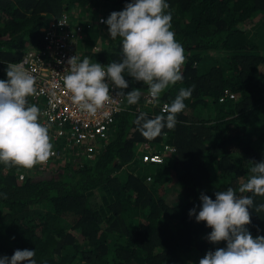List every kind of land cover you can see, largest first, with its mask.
<instances>
[{"label": "trees", "instance_id": "obj_1", "mask_svg": "<svg viewBox=\"0 0 264 264\" xmlns=\"http://www.w3.org/2000/svg\"><path fill=\"white\" fill-rule=\"evenodd\" d=\"M131 2L0 0V80H7V64L42 44L51 19L76 8L79 17L91 16L79 45L100 44L93 57L104 66L119 62L121 38L112 39L99 16L106 21ZM167 3L186 61L183 81L159 101L170 104L180 88L195 87L175 129L149 141L174 144L176 151L161 162L138 152L147 139L133 121L141 112L153 118L163 111L145 103L146 85L125 76V94L141 88V99L117 115L95 158L59 157L32 169L0 163V193L6 194L0 195V257L28 249L37 264H199L207 252L226 248V241L211 243L212 229L189 211L198 214L201 193L215 200L217 191L231 187L252 195L238 189L253 162L264 161V0ZM226 87L237 96L220 100ZM253 199L264 204V197ZM249 213L246 229L253 238L264 236V211Z\"/></svg>", "mask_w": 264, "mask_h": 264}, {"label": "clouds", "instance_id": "obj_2", "mask_svg": "<svg viewBox=\"0 0 264 264\" xmlns=\"http://www.w3.org/2000/svg\"><path fill=\"white\" fill-rule=\"evenodd\" d=\"M167 0H132L124 10L112 12L106 23L112 39L122 41V58L107 66L82 61L78 56L68 59V74L63 86L71 94L72 102L90 116L105 109L115 96L126 98L128 105L137 104L141 88L127 92L129 82L125 76L147 86L150 102H158L171 86L182 82L185 50L172 31V13ZM7 80H0V163L12 168L32 169L46 164L54 154L49 129L40 120V109L29 104V97L38 95L36 78L23 63H9ZM110 85L115 95L110 94ZM194 85L180 88L163 113L153 118L141 112L133 123L147 140L160 137L164 129L174 130L178 114L187 107ZM251 175L237 190L229 187L217 191L215 200L201 193V208L189 211L197 222L204 221L212 231L207 239L218 244L226 241V248L209 251L199 264H264V236L253 238L246 229L251 223L249 208L264 211V204L254 205V196L264 197V161L253 162ZM0 195H5L0 193ZM33 250H15L9 258L0 257V264H37Z\"/></svg>", "mask_w": 264, "mask_h": 264}, {"label": "built area", "instance_id": "obj_3", "mask_svg": "<svg viewBox=\"0 0 264 264\" xmlns=\"http://www.w3.org/2000/svg\"><path fill=\"white\" fill-rule=\"evenodd\" d=\"M80 15V9L76 8L73 14L72 11L66 10L51 19L48 25L42 28V44L38 47H28L21 59L14 62L23 63L36 78L38 95L30 98L31 104L40 109V122L49 129L54 154L47 163L59 157H64L66 161L95 158L103 142L109 138L117 115L127 108L126 98L115 96L105 109L96 116H90L72 102L71 94L64 88L63 77L70 69L67 63L69 58L78 56L82 61L88 57L90 62L99 63L93 54L100 49V44L95 43L90 49L79 45L85 37L84 21L91 19L90 15L79 17ZM99 19L105 20V17L99 16ZM110 94L115 95L111 85ZM236 96L234 90L226 87L220 100ZM144 97L146 104L160 106L161 111L168 105L167 102H150L147 91ZM174 151L176 146L171 143L157 147L151 141L143 140L138 144V152H141L143 159L148 162H161L167 154ZM43 165L45 164H38ZM19 176L23 179L25 172H21Z\"/></svg>", "mask_w": 264, "mask_h": 264}, {"label": "rangeland", "instance_id": "obj_4", "mask_svg": "<svg viewBox=\"0 0 264 264\" xmlns=\"http://www.w3.org/2000/svg\"><path fill=\"white\" fill-rule=\"evenodd\" d=\"M243 26L245 27V26H249V25H248V24H247V25L244 24ZM107 33H108V32H107ZM175 191H176V190H175V188L173 187V188L171 189V191H170V192H171L170 194H174Z\"/></svg>", "mask_w": 264, "mask_h": 264}]
</instances>
